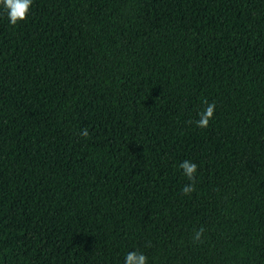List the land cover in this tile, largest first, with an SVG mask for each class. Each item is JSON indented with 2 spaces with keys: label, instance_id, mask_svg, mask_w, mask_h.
<instances>
[{
  "label": "trees",
  "instance_id": "16d2710c",
  "mask_svg": "<svg viewBox=\"0 0 264 264\" xmlns=\"http://www.w3.org/2000/svg\"><path fill=\"white\" fill-rule=\"evenodd\" d=\"M130 251L264 264V0L0 7V264Z\"/></svg>",
  "mask_w": 264,
  "mask_h": 264
},
{
  "label": "clouds",
  "instance_id": "9594fccd",
  "mask_svg": "<svg viewBox=\"0 0 264 264\" xmlns=\"http://www.w3.org/2000/svg\"><path fill=\"white\" fill-rule=\"evenodd\" d=\"M32 3L33 0H0V7L6 11L9 22L12 25H16L18 22L28 18ZM205 104L206 108L199 113V119L195 122L200 128H207L209 126L216 109L215 102L208 103L205 101ZM189 123H191V121H189ZM81 135L87 137L89 135L88 130L83 129ZM180 168L183 170V175L187 177L188 180L192 181L190 185H185L182 189L185 195H189L195 191V174L198 170V165L192 161L184 160L181 162ZM203 231V228L199 229L193 239L195 241L200 240ZM124 264H148V258L141 252L130 251L125 257Z\"/></svg>",
  "mask_w": 264,
  "mask_h": 264
}]
</instances>
